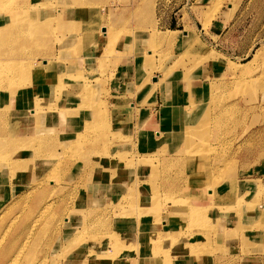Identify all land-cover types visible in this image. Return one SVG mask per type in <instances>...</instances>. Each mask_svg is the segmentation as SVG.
Returning a JSON list of instances; mask_svg holds the SVG:
<instances>
[{
  "label": "rangeland",
  "instance_id": "obj_1",
  "mask_svg": "<svg viewBox=\"0 0 264 264\" xmlns=\"http://www.w3.org/2000/svg\"><path fill=\"white\" fill-rule=\"evenodd\" d=\"M236 1L190 0L184 5V0H0V21L1 15L15 13V24L21 27L22 32L25 30L23 25L32 23V28L26 32L28 35L23 33L22 42L6 44L7 49L0 47V56L12 52L16 47L18 56L23 54L27 61L33 59L32 65L28 67L43 71L40 74L43 81L38 82L37 78L27 83L29 85L23 89L19 99L21 103L15 111L22 106L30 111L29 122L33 125L22 131L23 139L44 134L39 138L48 144L39 146L24 141L25 150L21 154L24 157L17 162L31 164V168H23L20 178L14 181V198L7 195L9 199L6 198L4 202L0 200V264H65L72 258L73 253L65 258L62 254L58 229L67 211L63 212V206L73 213L81 211L74 208L78 196L84 194L78 181L80 161L75 159L82 148L79 142L88 138L78 136V131L84 128H90L88 132H92L95 139L102 137L105 141L109 137L116 141L121 138L127 142L125 149L119 152L121 154H114V157L120 159L119 167L125 166L129 177L134 174L129 170L132 165L130 161L138 158L133 150L154 152V156H148V163L155 167L158 159L160 165L154 171L156 174L153 173L155 168L151 166L143 172L147 178V181L142 182L146 194H153L159 184L162 189H175L179 186L177 182L182 184L188 180L185 174L191 173V178L199 174L198 179L204 180V189L201 188L199 197L201 211L196 217L187 220L181 212L171 213L174 219L167 235H163L162 226H158L162 237L149 234L153 235L154 239L148 240L152 241V249L160 261L165 262L167 259L172 261L171 264H181L179 260L190 253V259L184 264H196L199 256L218 252L223 254V264H231V254L237 248L239 254L264 252V39L256 44L249 55L241 56L226 49L215 37L212 39L207 31L211 20L217 17L222 8L226 9L231 3L229 11H234ZM253 7L255 14L257 12L262 15L264 0H257ZM59 10L62 11L60 14ZM176 16L179 17V25H175ZM9 18L6 16L7 20ZM37 22H41L39 33L34 31V26L39 24ZM258 29L256 35L264 36V25L260 27V24H253L237 43L238 46L248 44ZM0 33L2 37L10 32L3 29ZM229 39L234 44L237 40L235 34ZM101 41H104L101 52L96 57L88 54L89 49H94L91 43ZM38 59L39 64L36 63ZM142 70L148 73L145 84H140ZM48 71L53 72L54 80L45 82L44 74ZM160 76L163 77L160 85L167 83L177 92H185L184 124L196 126L193 131L198 134L193 141L201 149L191 163L194 167L186 168L188 156L184 162L174 160L166 165L165 157H168L166 155L175 145L169 135L176 134L178 128L169 126L155 131L160 126L154 117L156 113H151L145 105L150 96L154 95L149 87L152 80ZM45 83L52 85V90H41V85ZM119 86H123V89H119ZM127 90L134 100L140 97L138 94L142 91L144 96L139 106L109 101L110 93L120 91L123 93L117 95L119 98L122 95L126 101L128 97L124 92ZM151 101L155 102L154 99ZM96 109L104 116H93ZM68 110L73 115H68ZM141 114L148 115V118L140 121ZM133 116H138L134 124L131 122ZM202 116H206L204 121ZM0 118V125L6 124L7 128H0V134L20 131L8 126L10 116L8 119L0 115ZM200 120L203 125L199 124ZM17 126L23 124L17 123ZM48 127L56 129L48 130ZM184 134L180 130L179 140L184 138ZM145 137L149 138L147 150L142 149ZM11 140L6 138L2 141L9 144ZM63 142L66 144L62 146ZM47 147L55 154L47 159L40 157L42 162L37 157L38 150H47ZM174 154L185 157L184 151ZM162 156L164 159L159 163V157ZM65 162L73 164L69 171L61 169ZM94 168L95 174H103L101 167L96 165ZM4 170V167L0 170V178L6 174ZM117 181L120 179L116 177L113 183ZM84 182H88V179H84ZM170 182L174 185L167 186ZM19 185L25 186L19 188ZM39 186H42L41 189ZM112 190L124 191V188L114 185ZM66 193L69 195L65 200ZM1 195L5 198L6 192H1ZM177 196H184L183 200L190 201L183 193L171 192L166 198L165 194L162 197L165 203L172 205V197L177 199ZM190 197L196 199L197 193L192 192ZM105 198L100 199L99 206L94 207L97 215L107 211L108 200H113L109 195L107 201ZM77 204L80 205V201ZM83 207L85 210L86 205ZM158 210L161 218L168 214V209L163 205ZM126 224L117 230L121 234L124 230L127 232L121 237V244L127 251L135 252L140 257L138 264H142L147 257L145 250L149 246H145L144 240L136 239L130 227L132 224ZM111 231L113 233L114 229ZM190 232L192 236L185 234ZM166 238H170L171 242L164 240ZM85 239L86 236H82L81 240ZM168 244L174 247L169 248ZM200 245L206 249L200 247V253L197 249L193 254V249ZM180 247L182 250H179ZM82 264L85 262L82 261ZM126 264L136 262L131 259Z\"/></svg>",
  "mask_w": 264,
  "mask_h": 264
},
{
  "label": "bare ground",
  "instance_id": "obj_2",
  "mask_svg": "<svg viewBox=\"0 0 264 264\" xmlns=\"http://www.w3.org/2000/svg\"><path fill=\"white\" fill-rule=\"evenodd\" d=\"M61 12L62 11L59 10L58 14H60ZM16 15L17 14H15V13H6L4 15H1L2 20L0 21V29L1 30L5 29L6 31L8 30L10 32V33H7L4 36L0 37V47L2 49L8 48V46H6V44L9 45V43H13V42H15V44H17L18 43L17 41L22 42L23 40H21V39L24 38V37H22L23 33L25 34L26 32L30 31V29L32 28V25H31L32 23L30 22L31 24H27L25 26L23 25V28H25V30H24V32H22L20 29L21 27H18L17 24H15V22L17 21L15 18V17H17ZM6 16H9L10 18L7 20ZM37 23H39V24L34 26V31L39 33L40 30L42 29L41 28V22H37ZM19 34H20V36H19ZM0 35H1V33H0ZM26 35H28V34L26 33ZM174 36H175V34H174ZM29 38H30V36H29ZM24 42H25V40H24ZM13 49H10V50H13L12 52L9 51L6 53H2V55H4V56H0V115H5L6 117H8V119L10 116V119L8 120L9 123H7L8 126L14 127L15 130H20V131H18L16 133L7 131L5 133V135L0 134V170L4 167L5 170L3 172H6V174L1 176V178H0V186H3L1 188V192H4V193L6 192L5 198L1 195V192H0V200L2 199L1 200L2 202H4V200H6V198H8V197L9 198L13 197L12 194H13L14 190L16 189L14 187L15 186L14 181H16L18 178H20V175H21L20 171L25 167L31 168V164H25V163H23V161H22V163L17 162L18 160H22L24 157L23 155H21L23 150H25L24 141H28V142H30L29 144H32V145H35V143H37L39 146L48 145L44 140L39 138V137H42L44 134H37V136H31L29 138L23 139L24 134L22 133V131H24L26 129L28 130L27 127L33 125L29 122L30 121L29 120L30 111H28V108H25L23 106L20 107L18 109V111H15V108L18 106V104L21 103L19 101V99L21 98V94H22L23 89L29 85V84L27 85V83L28 82L30 83V82L34 81V79H37L39 74H43V71L39 70V69H38L39 71L38 70L35 71V70H33L32 67H28L29 64L32 65L33 59L30 61H27V59L23 56V54H19L20 56H18L19 52L18 51H17V53L15 52L17 50L16 47H14ZM3 52H5V51H3ZM27 58H28V56H27ZM36 61H37L36 63H38V64L40 63L39 59ZM143 66H144V63H143ZM140 73H142V75L140 77V79H141L140 84H142V83L145 84L146 79L148 78V75H147L148 73H145L144 70H142V72H140ZM143 74H145L146 76ZM44 79H45V77H44ZM162 81H163L162 76H160L159 78H157L155 80L153 79L151 82V86L156 87V86L160 85L162 83ZM41 87H42L41 90H48V91L52 90V88H51L52 85L48 86L47 83L41 85ZM38 90H40V89H38ZM7 103H9V104H7ZM97 103L100 104V102H97ZM23 105H25V104H23ZM27 105H31V104H27ZM113 107H115V106H113ZM22 108L24 110H22ZM98 108H100V107H98ZM97 109L93 113V116L97 117L98 114L101 117L104 116ZM102 109H103V107H102ZM70 110H71V108H70ZM70 110L66 111V113L71 116L73 114L69 113ZM80 110H81V108H80ZM208 110H207V112H208ZM207 112H206V114H207ZM202 117H203L202 118L203 120L202 119L201 120L204 121L205 120L204 118H206V116L205 117L202 116ZM139 118H140V121L145 120L148 118V115L141 114ZM209 118L210 117H208V115H207L208 120H209ZM103 120H105V119H103ZM201 120H200L199 124H202ZM2 122H4V121H2ZM17 123L23 124V126H17ZM25 123H27L26 126H25ZM5 125L4 126H3V124L0 125V128L1 129H2V127L5 128ZM17 127H20V128L18 129ZM195 127H196L195 125L194 126H186L185 124H183L181 127H179L176 130V131H178L176 134L169 135V136H171L170 138H172L175 141V145H174V148L169 153V155H166L168 157H165L167 159L166 165H170L171 163H173L174 160L176 162H180V163H181V161L184 162L186 157L188 156V158L186 159V162H185V164L188 163V164H186V168L188 169V168L194 167L193 166L194 164H191V163L193 160H195V158H197L196 156H198V154H199L198 152H200L199 150H201L198 147H196V144H194V141H193L194 136L198 134L197 132L193 131V129ZM47 129L48 130H54L56 128L48 127ZM2 130H4V129H2ZM5 130H7V128H5ZM180 130H183V132L185 133L183 135L184 138H182L181 140H179L180 137L178 136V134L180 133ZM88 131H90V128H88V130L84 128V129H81V131L80 130L78 131V136H88V138H86L83 142H79V144L82 145V148H81V151H78L79 155H77V157H76L77 159H75V161L76 160L80 161L79 166H81V167L78 170V171H80L78 181H80L81 191H83L84 194H82V196H78V198L75 202L76 205H74V208H76V210H81V211L83 210V211L82 212L81 211L75 212V213L81 214V215L80 214L77 215V214L73 213L72 210H69L68 208H66V206H63L62 207V208H64L63 212L65 210H67V211H66L65 215L63 214L64 215V221H62L60 223V226L58 229V242H59V246L62 250V254L64 255V258L68 254L73 253V256L70 259V261L65 263V264H82V261L85 262V264H126V261H129L131 259H133L136 262V264H138L140 262V257L133 251H127V249L121 244V237L126 235L127 232L125 230L123 231L122 234H121V231L117 232V230L122 229V226L126 223H127L126 225L132 224V226H130V227L132 228V232L135 235L136 239L137 240L138 239L144 240L145 246L146 245L149 246L145 250L147 257L143 259L142 264H167V263L171 264L172 261H170V260L168 261L167 259H165L166 263L163 260L160 261V257L158 258L157 254L155 255V252L152 249L153 248L152 247V241H149L148 239L150 238V240H153L154 239L152 237L153 235H156V237H162V233L158 232L159 227H161V226H162L161 228L163 231V235L168 233L169 226L172 223L171 221H173V219H174L173 217L171 218V213L174 214V213H180L181 212V214L183 216H185L187 218V220H191L192 218L196 217L198 213H200L201 209H199V205H201V204H199L200 203L199 197H201V188L204 189L203 188V184L205 183L204 180L200 181V179H198L200 177L199 174L198 175L196 174L197 176L195 178H191V176H190L191 173L188 175L185 174L186 179L188 178V180H186V182L182 183V184H180V182H177V184L179 186L177 185L178 187H176L175 189H171L170 191L173 194L183 193L184 195L187 196L186 199L189 198L190 201L188 202V200H183L182 198L184 196L183 197L177 196L178 197L177 199H175V197H172L171 201L173 203H172V205H169L168 203H165L166 200H164L168 195L171 194V192L167 189V187L162 189V187H161L162 185L159 184V187L154 190L153 194L151 192L149 194H146V192L143 190V183L142 182L147 181V178L145 177L146 175L143 172L146 171V167L149 168L151 166L148 163V162H150L148 158L150 157L149 155L154 156V154H153L154 152L146 153V152H142L138 149L133 150V152L135 153L134 155L137 156L138 158H135V159L133 158L136 161H134L133 159H131L133 161H130V163L132 165L130 166L129 170H131L130 171V172H132L131 174L134 173L133 176H131L132 177L131 178V177L127 176L128 175L127 171L124 169L125 166L119 167L120 166L119 165L120 159H116L117 157L116 158L114 157L115 156L114 154L117 155V153H119L121 150L125 149L127 142L125 140H121V138H118V140H116V141L112 140L109 137H107L105 141L103 140L102 137L95 139L92 137L93 133L88 132ZM78 136H77V138H78ZM6 138L12 139L11 143L6 144L5 141H4L5 143L2 141ZM148 139H149L148 137H145L143 139L144 143H143L142 149H144V150H147V148L149 146ZM63 143L64 144H62V146L66 144L65 142H63ZM69 143H71V142H69ZM28 145H26V146H28ZM32 145H30V146H32ZM200 146H202V145H200ZM78 148L79 147H77V149ZM180 151H184L185 157H182L181 155L175 156L174 152L180 153ZM39 152H40V154H39ZM54 154L55 153L52 152L51 148L47 147V150L46 149L38 150V156L37 157H39V160H42L44 158L47 159V158H49V156L51 157ZM119 154H121V153H119ZM47 155H48V157H46ZM78 156H80L81 158H78ZM40 157H43V158L40 159ZM74 158H75V156H74ZM163 159H164V156L159 157V163H161L160 161H163ZM121 160L123 163H125V161H123L124 158H122ZM116 161H117V164H115ZM42 162H43V160H42ZM126 164H128V163L126 162ZM96 165L101 167V169L104 171L101 176L98 174H95V172H94L96 170L94 168ZM128 165H130V164H128ZM158 165H160V164H158V159H157V164H155V167L151 166L152 168H155V170L153 169V173L158 168ZM72 166H73V164L71 162L67 163V164L65 162L64 165L61 166V169L69 171ZM153 166H154V164H153ZM182 166H184V168H185V165L182 164ZM33 167H34V165H32V169H34ZM81 171H83L84 173H81ZM130 172H128V173H130ZM154 174H156V173H154ZM22 177H23V175H22ZM116 177L118 179H120V181L113 183V181L115 180ZM143 178H146V180L145 179L142 180ZM180 178L183 179V176H180ZM84 179H86V180L88 179V182L82 183ZM186 183H187V185H186ZM33 184H35V183H33ZM114 185H120L121 187L124 188V191L123 190L113 191L112 189H113ZM168 185H174V183L170 182L167 184V186ZM23 186H25V185H22L19 188H22ZM35 186H37V184H35ZM41 187L39 189H41ZM43 187L45 188V186H43ZM181 187H184V188L178 189ZM178 190H180V191H178ZM192 192L197 193L196 199L190 197V194ZM69 193L65 194V196H64L65 200L68 198ZM166 193H167V196H166ZM163 194H165V198L162 197ZM7 195H9V196L7 197ZM106 195H107V198H105ZM108 195L113 197L112 201L108 200V205L110 208L108 207L107 211H102V213L100 215H97L96 213H94V211H95L94 207L99 206L98 201L102 198H105V201H107V199L110 198V197L108 198ZM17 197H19V196H17ZM62 199H64V198H62ZM155 199L157 201L158 200L159 201L156 202ZM194 200H195V203H193ZM79 201H80V205L77 204V202H79ZM13 202L15 204V201H13ZM85 205H86V209L84 210L83 208H85V207H83V206H85ZM161 205H163L165 209H168V214L166 216H164V218H161V216L159 215L158 209ZM130 207H132V210H134V208H135V210L133 212H132V210L129 211ZM193 209L195 211H193ZM45 211H47V210L45 209ZM176 216H178V215H176ZM200 219L203 220L202 217ZM128 221H129V223H128ZM188 224L191 225L190 223H188ZM176 227L178 228V230H180L178 226H176ZM191 227H192V225H191ZM112 229H114L113 233L111 231ZM147 231H149V232H147ZM28 232L29 231H27V233ZM172 232H174V231H172ZM149 234H153V235L150 236ZM172 234H174V233H172ZM185 234L188 236H192L191 232L189 234L188 233H185ZM84 235L86 236V239L81 240L82 236H84ZM169 239L166 238L164 240L170 241L171 239L170 240ZM176 239H180V237L176 238ZM1 240H2V238H1ZM53 243H54V241H53ZM161 243H163V242H161ZM139 246L141 247L140 243H139ZM173 247L174 246L169 245V248H173ZM200 247H201V245L198 247H195L193 249V254L197 252L196 251L197 249H198V252L200 253L199 250H201V248H202V247L201 248ZM202 249L205 250L206 248L203 247ZM5 250L7 251V249H5ZM14 250H15V247H14ZM118 250H119V252H118ZM179 250H182V248L180 247ZM207 250H210V249H207ZM10 251H12V250H10ZM18 252H20V251H18ZM16 254H15V256L17 257L18 254L17 255ZM189 256H190V253H188L186 256L182 257L179 260V263L184 264L185 262H187V260L190 259ZM16 257L12 256V258H16ZM42 262H43V260H42Z\"/></svg>",
  "mask_w": 264,
  "mask_h": 264
},
{
  "label": "crops",
  "instance_id": "obj_3",
  "mask_svg": "<svg viewBox=\"0 0 264 264\" xmlns=\"http://www.w3.org/2000/svg\"><path fill=\"white\" fill-rule=\"evenodd\" d=\"M194 1H202V0H194ZM256 1L257 0H245V1L237 0L236 7L232 13L229 11V7L231 6V3H229V6L226 9L222 8L219 11L217 17L211 20L207 28V31L209 32L211 38L213 39V37H215V40L223 44L226 49H231V52L237 55H241V56L249 55V53L256 46V44H258L259 41H262L264 39V36L261 37L256 35L258 34L259 29L255 31L254 36L252 37L250 42L245 46L239 47L237 43L241 40L242 37H245V35L249 32L250 27L253 26V24H257V25L260 24V27L264 25V9H263V14L260 13L262 15L257 14V12L255 14L254 12L255 7H253V5ZM182 7H184V5H182ZM178 19L175 21L176 22L175 25H179ZM168 24H170V22ZM233 34H235V39H237L235 40V44L233 43L232 39H229ZM94 43H91L94 49L93 50L89 49L88 54L96 57L101 52V48L104 45V41L98 43L94 42ZM135 48H140V46L139 47L135 46ZM224 52L228 54L227 50L226 51L224 50ZM135 53L136 50H134V56ZM44 75H45L44 76L45 82L54 80V75L52 71L51 72L48 71ZM40 77H42V75L39 74L37 79L38 82L43 81L42 78ZM149 87L152 91H154V95L150 96V99H148V101L145 102V105L146 108L151 110V113H156L154 117L157 119L158 125L160 126L155 128V131L156 129H164L169 126H173V127L176 126V128L181 127L184 124V120H185L183 118V115L186 110V104L184 98L185 92L184 91L177 92V90L173 88L172 85L169 86L166 83H164L163 85H158L156 86V88L152 87L150 84ZM121 88L123 89V86L122 87L119 86V89ZM122 93L121 91L116 93H110L109 101L114 103L127 102V104L129 105L136 104L137 106H139L140 103L139 101L144 96L142 95V91H141L140 94H138L140 97L138 98L135 97L136 99L134 100L133 95L131 96L129 94V91L127 90L124 92V94L128 97L127 100L125 101L122 95L121 98H119V95H117ZM151 99H154L155 102H152ZM136 119L137 117L133 116L131 122L133 124L136 123ZM224 240H225V236L222 239V243L224 242ZM237 250L239 249L237 248L236 251H233L231 254V257L233 258L231 264H264L263 251H252L250 253L239 254V251ZM222 256L223 254L218 252H214L213 254L210 255L207 254H205L204 256L201 255L199 256V261L196 262V264H223L224 261H222L221 259Z\"/></svg>",
  "mask_w": 264,
  "mask_h": 264
},
{
  "label": "built area",
  "instance_id": "obj_4",
  "mask_svg": "<svg viewBox=\"0 0 264 264\" xmlns=\"http://www.w3.org/2000/svg\"><path fill=\"white\" fill-rule=\"evenodd\" d=\"M190 0H184V5L185 4H188ZM179 17L176 16V20L178 19ZM181 18V17H180Z\"/></svg>",
  "mask_w": 264,
  "mask_h": 264
}]
</instances>
